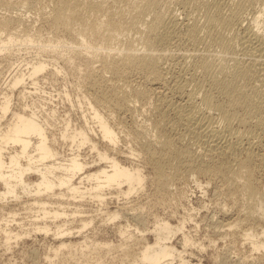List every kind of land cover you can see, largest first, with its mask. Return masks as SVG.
Instances as JSON below:
<instances>
[{"label":"bare ground","instance_id":"obj_1","mask_svg":"<svg viewBox=\"0 0 264 264\" xmlns=\"http://www.w3.org/2000/svg\"><path fill=\"white\" fill-rule=\"evenodd\" d=\"M48 1L53 5L51 12L53 22L57 25H65L69 33L71 31L75 34L74 37L78 41L86 40L87 36L94 35L95 31L101 34L95 44L102 50V63L96 68L97 73L92 78V85L96 89L94 94L96 105L91 102L89 106L93 109L91 116L95 118L100 136L113 144H117L119 130L99 111L97 106L106 104L111 106V98H116L118 101L113 103L116 110L113 109L114 107L112 109L122 118L126 111L132 112L133 104L135 107L138 100L148 98L150 94L147 93L151 92L148 89L149 92L141 89L138 85V88L131 87V82H128L131 83L128 86V83L116 85L115 81L127 82L129 71L137 70L143 73L147 82L149 81L151 89V85L155 84L157 79H162L160 60L164 61V58H161L165 56L164 51L158 52L155 46L165 45V48L166 42L181 33L191 41L193 50L191 48L192 51L189 54L185 53L186 57L182 54V57H185L184 63L182 62L184 65L181 66L183 67L182 81L176 82V91L179 94L175 95L180 99H173L169 95L171 93L162 95L160 92L161 96L158 100L160 102L155 104L160 117L155 119V125L150 124L156 128L154 129L156 133L154 132L153 137L145 140L148 137L146 134L150 131L146 125L141 127H146L144 130L146 143L143 149L147 153H145L147 162L153 167L154 186L167 190L169 186H172L174 175L176 177V174L182 170L183 175L187 172L188 175L197 173L210 174L211 177L213 175H218V178L225 177L226 180L223 181H226V184L224 183L223 186L227 185L229 192L234 190V193L238 192V196L247 194L246 196L252 199H250L251 202L247 200L250 203L247 207L244 206L247 208V212L242 213L244 215H240L238 210L234 221L230 220L226 223L241 228V223L246 221L249 226H246L243 235L251 241L253 249H261L264 246V235L263 237L261 235L264 234V228L259 230L257 227L264 217V189L261 188L260 183H257L254 166L257 163L264 173V0H258L259 8L253 5L255 0H171L181 8L183 16H180L181 14L173 8V10L169 9L168 0ZM166 3L167 7H165ZM256 4H259L257 0ZM91 15L99 19L96 25L88 22ZM11 23L9 17L0 16V26L3 30H7ZM94 26L95 31H93ZM200 43L203 44L202 48L198 46ZM113 44L117 46L114 47L115 52L111 54L109 50ZM45 68L46 63L39 61L34 65L30 75H36ZM105 72H109L111 76L106 78ZM23 79V76L17 75L12 85L17 86ZM109 80H111L110 83ZM112 80H115L114 83ZM189 83L193 84L190 89H188ZM31 92L32 89L29 87L22 91L23 94ZM10 101V95L4 94L0 115V180L5 184L6 189L0 191V200H3L2 204L5 205L13 202L11 197L19 200L23 195H27L28 199L31 198L29 205H37L41 208L34 213L35 218L44 221L42 226L34 229L35 232L48 233L51 230L46 220L57 221L65 216L70 218L72 214H76V211L67 213L65 209H61L64 206L60 200L66 195L65 189L71 195L69 199H93L101 204L100 209H102L108 202V193L112 192L107 190L112 189L113 186L123 196L130 197L134 191H138L144 185L145 174L140 167L123 163L117 157L109 156L102 151H99L100 159H107L110 165L97 171H92L91 166H87L80 153L71 154L69 162L61 160L57 163H48L57 159L60 153L53 146L54 139L48 133L47 127L35 118V114H27L25 108H23L24 111L23 109L14 110L10 119L3 123L5 114L11 108ZM170 113L172 117L169 116ZM132 116L134 118L135 114ZM152 132L153 128L149 134L152 135ZM187 136L194 139L195 146L188 145L186 140L181 142L185 141L187 144L180 143L181 138ZM63 137L71 138V144L74 142L73 146L76 145L77 149L90 140L89 134L83 128L76 129L72 135L65 132ZM76 138H79V143L75 142ZM191 139L187 140L190 142ZM7 145H13L15 149L7 151ZM91 146L98 147L94 138ZM254 147L257 148L256 152ZM239 150L246 152L245 157L243 155V158L239 157ZM35 151L36 153L33 154ZM7 158L9 161L5 160ZM22 159L28 162L25 168L21 164ZM12 166V170H7ZM261 170L258 171L261 173ZM27 172L38 174L39 179L34 182L26 180L24 174ZM81 172L86 173L82 181H88L83 189L79 182H76V175ZM262 176L259 175V177ZM126 185L128 187L124 189ZM186 197L190 196L186 195ZM226 197H229L227 193ZM233 199L236 200L234 197ZM240 207L239 203L237 208L246 210ZM109 212L107 213L109 220H115L120 215L117 210ZM9 213L13 216L17 214L14 211ZM77 213L81 214V212ZM91 222L93 219L84 220L82 227H86ZM185 224V218L175 227L168 220L160 221L154 228L155 241H146L142 245L139 255L135 256L137 261L135 264H142L145 261L150 264H175L176 259L187 264H197L192 262V258L186 259L184 255L188 246L196 244L192 237L184 232ZM217 224L219 226V223ZM231 226L229 229L232 228ZM179 230L183 232L181 242L183 249H179L176 244L170 242L171 233L174 234ZM5 231L4 245L7 248L11 241H18L31 232H16L8 227ZM71 232H73L71 228L62 227L60 223L53 234L63 237ZM126 232L128 229H121V234ZM201 247L204 246L201 245ZM102 248L104 244L102 245L101 242L91 244L84 240L78 243H67L65 239H62L61 244L54 247L53 253L47 256L66 254V258L86 257L94 252L99 253Z\"/></svg>","mask_w":264,"mask_h":264},{"label":"rangeland","instance_id":"obj_2","mask_svg":"<svg viewBox=\"0 0 264 264\" xmlns=\"http://www.w3.org/2000/svg\"><path fill=\"white\" fill-rule=\"evenodd\" d=\"M168 1L170 6L166 3L165 7L168 6L169 9H174L181 14L180 16H183L180 11L181 8L176 2L171 0ZM172 2L175 4L173 3L172 5ZM254 3L253 5L256 6L255 8L260 7V1L257 0L259 4H256V0ZM52 8L53 5L48 0H0V16H7L12 22L7 30H3L0 26V115L2 114L1 105L3 95L8 93L11 100V108L5 114L2 122L5 123V120H9L14 110L20 111L25 108L27 114H35V118H37L44 127H47L48 133L51 138L54 139L53 146L60 153L57 159L48 163H57L61 160L69 162L72 157L71 154L76 155L80 153L82 160L87 166L90 165L92 171H97L102 169V167H109L110 165L107 159H100L99 151H102L108 153L109 156L117 157L118 160L123 163L140 167L145 174L144 185L138 191H134L130 197L123 196V194L118 192L113 186L112 189L107 190L112 192L108 193V202L102 209H100L101 204L93 199H69L71 195L65 189L66 195L60 200V202H63L64 206L61 209H65L67 213L76 211V214H72L70 218L63 215L65 217L57 221L46 220L45 222H47L51 228L48 233L34 231L37 227L42 226L44 221L35 218L34 213L41 208L37 205H29L32 199H28L27 195H23L19 200L11 197L13 202L5 205L2 204L3 200H0V264H135V262H137L135 256L139 255V252L142 250V245L146 241H155L154 228L159 225L160 221L168 220L170 224L175 227L184 218L186 224L183 230L185 233L189 234L196 243L188 246L186 252L184 251L186 259L192 258V262L197 264H264V246L259 250L253 249L251 241L246 239L243 235L249 224L246 221L241 223L242 229V227H236L237 225L233 227L226 223L230 220L234 221L235 215H238V210H240V215H244L247 212V208L245 207H247L252 199L250 198V200L247 194L244 196H240V194L238 196V192H235V194L234 190L232 191L233 194L231 191L229 192L227 185L223 186L226 184V181H223L226 180L225 177L223 178L220 176L218 178V175H213L211 177L210 174L197 173L188 175L186 171V173L184 172L186 175H183L181 173L183 172L182 170L179 173L181 175L176 174V177L174 175L173 181L175 178L177 180L175 179V184L173 181L171 182L172 186L168 187V191L158 189L157 186L155 188L154 186L153 167L152 164L150 165V163L147 162L146 152L143 149V145L146 143L144 141V130H146V127H141L146 125L150 131L149 133H151L153 128V134L147 133L148 135L146 134V136L148 137H146L145 140H148L147 138L149 137H153L156 133V128L152 125H155V119L160 117V113L156 110L155 104L160 102L158 100H160L159 97L161 94L168 95L171 93L169 94L170 97H173V99L177 98V100L180 99L179 96H176L179 94L176 91V82L182 81L181 75L183 67L181 66L184 65L185 53L188 52L189 54V52L193 50L191 41L181 33L179 34L181 37L177 34L175 35L177 36L176 38L174 36L172 40H169L170 42L168 41L169 43L166 42L167 46L165 48V45L155 46L158 52L164 51L165 56L161 58H164V61L160 60L162 79H157V81L154 82L155 84L151 85L153 91L150 89L149 81L147 82L143 73L137 70L129 71V73L131 71L133 72L127 74V82H123L124 80H120L122 82L112 80V83L115 81L116 85L117 83H119L118 85H125L131 82L132 84L128 83V86L129 84H131V87H137L138 85L141 89L151 91L147 93L150 94L148 98L142 101L138 100L135 103V107L134 104L132 105V112L126 111L122 118L115 112L116 109L113 103L118 101L116 98H111V106L107 104L97 106L99 111H101L104 116L116 126V129L119 130L117 144H113V142H109L108 139L100 136L95 118L91 116V114H93V109L89 106L91 102L96 105L94 99L96 89L92 85V78L97 73L96 68L102 63V50L95 44V42L100 39L101 34L95 31L94 26V35H88L86 40L81 42L78 41L77 38L74 37L75 34L71 31L69 33L65 25H57L53 22L51 13ZM90 18L88 22L92 25H96L99 19L94 15H91ZM199 45V48H202L201 45L203 46V44L200 43L198 46ZM116 46L117 44H113L110 48L109 51L111 54L115 52L114 47ZM191 48L192 50H190ZM182 54L185 57H182ZM187 58L190 60L189 56H187ZM39 61L45 62L46 68L36 75L34 74L31 76L30 73L34 65ZM17 75L23 76L24 79L19 82L17 86H13L12 81ZM105 76L109 78L111 74L105 72ZM185 76L183 77L184 79ZM110 81L111 80L108 82L110 83ZM174 84L175 86H173ZM188 85L190 86L188 89L193 86L192 83ZM26 87L32 89V92L23 94L22 91ZM154 87L156 92L154 91ZM158 92L159 94H157ZM112 107H114L113 109L115 110H113ZM128 112H131L130 115ZM132 114H135L134 118L136 120L133 118ZM169 116L172 117V114L170 113ZM85 122H87V124H85ZM117 122H124L122 123L124 126ZM136 127H138V129ZM80 128H83L89 134L90 140L86 141L81 148L77 149L76 145L73 146L74 142L71 144L72 139L63 137V133L66 132L72 135L76 129ZM132 129L136 131L134 132ZM137 132L143 134L142 138H140L141 134L139 133V136ZM132 134L134 135L132 136ZM135 135H137L136 139ZM93 138L98 143L97 148L91 146ZM188 138L191 139L192 137H182L180 143L187 144L185 141L184 143L181 142L186 140L189 143L188 145H194V139H191L192 141L190 140L189 142V140H187ZM75 142L79 143V138H76ZM69 146H71V148H69ZM6 149L10 151L15 149V147H13V145H7ZM32 149L33 148H31V150ZM197 149L200 150V148ZM254 150L256 152L257 148ZM243 151L244 150H239L238 153L241 158L246 155V152ZM35 153L36 151L33 152V154ZM5 160L9 161L8 158ZM21 164L24 168L28 166V162L25 161V159H22ZM12 169L13 166L7 170ZM254 169H256L255 178L259 180H257V183H260L262 186L260 187L264 189V173L257 163H255ZM258 170H261V173ZM85 175L86 173L83 172L76 175V182H79L82 189L84 188V184L88 182L87 180L84 182L82 181V177ZM259 175L263 178L259 177ZM152 176L153 179H151ZM24 177L31 182L39 179V175L33 172L25 173ZM178 177L180 179H178ZM79 178H81V180H79ZM180 186H182L181 189ZM127 187L126 185L123 188L127 189ZM5 189V184L0 180V191ZM226 190H228V192ZM178 191L183 192L179 193ZM226 193L229 197H226ZM229 193L230 195L232 194V197H230ZM19 194L22 193L19 192ZM175 194L179 195L177 196ZM186 195L190 197L188 198ZM174 197L177 198L174 199ZM233 197L238 202H236V200L234 201ZM178 198L180 200H178ZM241 198H243V200ZM244 199L250 202H246ZM241 201L244 204L241 203ZM234 202L235 204L237 203L236 207ZM239 203L241 206L240 208H245L246 210L237 208L239 207ZM100 210L102 212H99ZM116 210L120 213L119 217L115 218V220L107 219V213ZM9 211H14L17 214L13 216ZM77 212H81V214ZM86 219H93V222L86 227H82V223ZM263 219L264 217L261 219L262 222L261 220L259 222V225L261 223L260 228L257 224L259 230L264 228ZM107 220H109V222H107ZM60 223H62V227H69L73 232L65 234L63 237L54 235L53 231L58 228ZM217 223H219V226ZM127 226H129V228H127ZM230 226L232 228L229 229ZM6 227L16 232H31L18 241H11L9 248H7V246L4 245ZM77 228H81V230H77ZM122 228L128 229V232L121 234ZM135 228H137V230H135ZM171 235L170 242L176 244L179 249H183V245L181 244L183 232L179 230V232L176 231V233H171ZM261 235L263 237L264 234ZM62 239H65L67 243H78L84 240H87V242L91 244L94 242H101L102 245L104 244V248H102L99 253L94 252L92 255L86 257L78 256L66 258V254H61L59 256H53V254L51 257H48V254L50 255V253H53L52 249L61 244ZM201 245L204 247L202 248ZM179 262L181 261L176 259L175 264H179ZM142 264H150V262L145 261ZM181 264L187 263L181 262Z\"/></svg>","mask_w":264,"mask_h":264}]
</instances>
